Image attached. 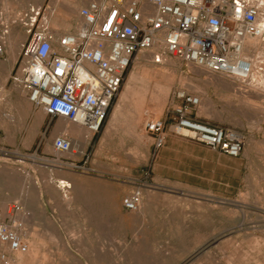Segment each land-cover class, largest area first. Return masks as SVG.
Here are the masks:
<instances>
[{"label": "rangeland", "instance_id": "rangeland-1", "mask_svg": "<svg viewBox=\"0 0 264 264\" xmlns=\"http://www.w3.org/2000/svg\"><path fill=\"white\" fill-rule=\"evenodd\" d=\"M39 2L0 0V204L18 203L28 213L27 218L31 214L26 221L25 240L31 247H38L36 263L264 264V96L250 88L254 79L238 83L172 58L156 65L145 60L148 54L139 53L116 100L117 108L123 103L121 118L109 128V136L105 135L108 128L103 134L101 130L91 135L80 150L84 157L56 154L52 145L55 137L50 139V129L46 130L49 117L43 124L46 114L38 110L43 115L39 114L38 122L31 126L27 116L33 106L16 83L20 50L29 35L32 10L37 11ZM55 2L65 7L48 9L43 20L37 17V22L58 29L60 21L70 22L80 9L72 13L67 8L69 0ZM8 30L15 32L20 53L4 38ZM64 30L55 35L72 32L69 25ZM261 64L258 77L264 76ZM144 67L164 71L165 75L143 74ZM133 74L136 81H130ZM177 92L200 99L195 110L200 120L246 136L243 155L236 159L239 170L234 187L214 186L212 192H203L185 186H158L152 181L154 147L143 124L146 114L164 118L177 107ZM245 101H250L249 105ZM66 123L59 120V124ZM61 181L69 182L71 188H64ZM136 191H140L142 200L133 213L124 208L123 200ZM3 251L0 247V256ZM41 253L45 258L40 263Z\"/></svg>", "mask_w": 264, "mask_h": 264}, {"label": "built area", "instance_id": "built-area-1", "mask_svg": "<svg viewBox=\"0 0 264 264\" xmlns=\"http://www.w3.org/2000/svg\"><path fill=\"white\" fill-rule=\"evenodd\" d=\"M32 13L16 83L36 110L52 120L77 124L92 136L103 129L139 53L149 54L156 65L172 58L246 83L260 61L247 40H264V10L257 0H89L79 12L82 24L61 36L37 22L40 9ZM174 98L180 102L169 113L174 134L231 157L242 154V132L200 120L195 113L200 106L197 96L177 92ZM166 126V119L155 116L146 122L156 149L164 145ZM52 145L56 154L85 155L68 134L55 137ZM141 200L136 191L123 206L136 212ZM27 216L18 203L0 208L3 264L29 251Z\"/></svg>", "mask_w": 264, "mask_h": 264}, {"label": "crops", "instance_id": "crops-1", "mask_svg": "<svg viewBox=\"0 0 264 264\" xmlns=\"http://www.w3.org/2000/svg\"><path fill=\"white\" fill-rule=\"evenodd\" d=\"M55 1L56 0H40L37 9L42 11L39 15L42 20L48 9L65 7V5H58ZM69 2L70 4L67 5V8H69L71 12L73 11L72 8L75 3L78 10L89 4V0H69ZM77 12L78 11H73L72 13ZM53 19L54 17L52 16L51 23H53ZM60 22L61 25L58 29H53L51 24H45L46 31L54 34L55 32H63L65 31L64 29L66 25H69L70 31H72L70 33H73L82 24V19L80 14H76L70 22L66 20ZM116 103L117 102L115 101L109 111L108 119L101 132L102 134L106 128L109 129L118 121L120 110L116 107ZM170 112L171 111H168L167 115L164 117L167 122L164 134V145L160 149H156L155 139L150 136V145L154 147V158L151 169L152 181L158 186H185L189 190L203 192H212L213 188L211 187L214 186H223L226 187V189L234 187V176H236V172L239 170L236 159L240 158L243 155V152L238 157H231L221 152L214 151L196 141L174 134L171 128L172 116L169 115ZM38 116V110L32 107L27 116V120L30 121L31 126L38 122ZM151 116L159 118L158 115H152L150 113L146 114L147 120H145V124H143L145 131L146 122ZM47 118L46 115L43 124H45ZM13 119L15 121V117ZM199 119L201 118L199 117ZM59 120H52L50 117L48 119L46 130L50 129L48 132V137L50 139L62 135L63 133L62 128H60ZM52 121L54 122L52 123ZM109 132L110 129L106 135L109 136ZM206 186H209V188H206Z\"/></svg>", "mask_w": 264, "mask_h": 264}, {"label": "bare ground", "instance_id": "bare-ground-1", "mask_svg": "<svg viewBox=\"0 0 264 264\" xmlns=\"http://www.w3.org/2000/svg\"><path fill=\"white\" fill-rule=\"evenodd\" d=\"M257 5H258V7L260 8V9H262V10H264V0H257ZM71 6H72V4H71ZM73 11H78V7H77V5H76V3H75V5L73 6ZM35 10V9H34ZM72 11V12H73ZM21 22V21H20ZM263 26V25H262ZM4 38L5 39H8V40H10V45H13V46H15L16 47V52H18L19 51V48H18V43H16V35H15V32L13 31V30H8V31H6L5 32V34H4ZM23 39L25 38V36H23L22 37ZM7 40V41H8ZM248 43H249V45L250 46H253V47H255L256 48V50H257V53L260 55V59H263L262 61H257V63H256V65L254 66L253 65V75H252V82L251 83H249V85L250 86H252V87H250V88H254L256 91H253L254 93L256 92L257 94H259V96H264V76H262V77H258L259 75H260V68H261V66H262V64L261 63H264V47H263V45H264V42H263V40H262V37H259V38H249L248 40ZM8 43V42H7ZM14 51V50H13ZM20 52H21V50H20ZM20 52H18V53H20ZM145 57V60H146V58H148L149 60H151V56L148 54L147 55V57L146 56H144ZM15 56H14V58H13V61L15 60ZM142 58H143V56H142ZM144 59V58H143ZM148 59H147V61H148ZM15 62V61H14ZM152 62V61H151ZM167 63V62H166ZM169 63V62H168ZM10 64H12V63H10ZM14 64V63H13ZM141 64V63H140ZM165 64V63H164ZM261 64V65H260ZM144 65V64H143ZM263 67V66H262ZM199 69V68H198ZM141 70H144L142 73L144 74L145 72H149L150 74H152V75H156V77H161V78H163L164 77V71H161V70H156V69H147L146 67H144V69H141ZM202 70V69H201ZM137 71V70H136ZM139 71V70H138ZM140 72V71H139ZM260 72V73H259ZM138 73V72H137ZM203 73H205V71L203 72ZM207 73V72H206ZM141 75V74H140ZM209 75V74H208ZM209 76H211V75H209ZM220 77V76H219ZM137 77H136V75H132L131 77H130V81H133V80H135ZM222 78V77H221ZM215 79V78H214ZM208 80H210V79H208ZM213 80V79H212ZM215 80H218V79H215ZM136 81V80H135ZM234 81H236V80H234ZM210 82V81H209ZM212 82V81H211ZM210 82V83H211ZM215 81H213V83H214ZM217 82V84H218V82L219 81H216ZM215 82V83H216ZM233 82V81H232ZM136 83V82H135ZM209 83V84H210ZM213 83H212V85H213ZM235 83V82H234ZM238 83H242V82H238ZM246 84V83H245ZM131 85V84H130ZM135 85V84H134ZM216 85V84H215ZM131 86H133V85H131ZM243 86V85H242ZM191 87H192V84H191ZM244 87H246V86H244ZM193 88V87H192ZM195 89V88H194ZM197 89V88H196ZM244 89V88H243ZM248 89H249V87H248ZM128 90V89H127ZM241 90V89H240ZM250 90V89H249ZM243 91V90H242ZM258 91H259V93H258ZM249 92V91H248ZM252 92V91H251ZM255 93V94H256ZM250 94V93H249ZM253 94V93H252ZM240 95V94H239ZM247 96V95H246ZM251 96H253V95H251ZM250 96V97H251ZM259 96H257V98L259 97ZM129 97V96H128ZM256 97V96H255ZM123 98H124V96H123ZM243 98H244V96H243ZM242 98V99H243ZM247 99H248V97H247ZM252 99H253V97H252ZM260 101H261V97L260 98H258ZM244 100V99H243ZM254 100V99H253ZM124 101V100H123ZM246 103H247V101H245ZM250 102V101H249ZM248 102V103H249ZM125 103V102H124ZM247 103V104H248ZM123 103H120L119 104V106H118V109L120 110V109H122V107H123V105H122ZM251 104V103H250ZM125 105V104H124ZM243 105V104H242ZM249 105V104H248ZM126 106V105H125ZM125 108V107H124ZM126 109V108H125ZM124 109V110H125ZM127 110V109H126ZM260 110V109H259ZM262 111V110H261ZM125 112V111H124ZM259 112V111H258ZM263 112V111H262ZM122 113V112H121ZM261 113V112H260ZM40 114V113H39ZM42 114V113H41ZM40 114V115H41ZM39 115V116H40ZM43 115V114H42ZM118 116V115H117ZM123 116V115H122ZM116 117V116H115ZM120 118H121V116H120ZM119 118V119H120ZM38 119H39V117H38ZM62 120V119H61ZM64 120V119H63ZM113 120V119H112ZM41 122V121H40ZM65 122H66V120H65ZM112 123V122H111ZM115 124V123H114ZM111 125V124H110ZM110 127V126H109ZM60 128H62V130H63V133L64 134H68V135H72V137H73V144H74V146H75V148H79V150H81V149H84V147H86L85 145H86V143H88V141L89 140H91L90 138H91V134H89L88 132H86L81 126H79V125H77V124H73V123H70V122H68L67 121V123L66 124H60ZM116 128V127H115ZM110 129H111V127H110ZM56 131V130H55ZM108 132V131H107ZM106 132V133H107ZM60 133V132H59ZM58 133V134H59ZM62 133V134H63ZM109 133H111V131L109 132ZM108 134V133H107ZM106 135V134H105ZM112 135V134H111ZM106 136H108V135H106ZM104 140V139H103ZM90 143V142H89ZM106 143V142H105ZM101 147V146H100ZM72 156V155H71ZM33 161L34 162H36V163H38V158H36V157H33ZM49 182V181H48ZM50 183V182H49ZM45 184L48 188H50V184ZM61 184L64 186V188L65 187H67V188H71V184H69V182H65V181H61ZM24 185V184H23ZM44 188H45V186H44ZM22 189V188H21ZM23 190V189H22ZM78 192V191H77ZM54 193V192H53ZM20 194H21V197L22 198H27V194L25 193V192H20ZM75 194V193H74ZM66 199V198H65ZM63 200V199H62ZM68 200V199H67ZM69 200H70V198H69ZM61 201V200H60ZM245 202V201H244ZM243 202V203H244ZM5 202H3V203H1L0 204V208H2V209H4L6 206H5V204H4ZM240 204V203H239ZM241 205V204H240ZM240 205H238V206H240ZM244 205V204H243ZM241 207V206H240ZM264 207V206H263ZM262 207V208H263ZM123 209V208H122ZM264 209V208H263ZM31 210V209H30ZM255 210V209H254ZM123 211V210H122ZM251 211V210H250ZM249 211V212H250ZM137 212V211H136ZM261 212H262V210H261ZM134 213V212H133ZM262 213H264V212H262ZM31 215V214H30ZM30 215H29V218H30ZM122 215V214H121ZM32 217V216H31ZM259 217V216H258ZM29 218H27V220L29 219ZM143 220V219H142ZM106 221H108V220H106ZM145 221V220H144ZM143 221V222H144ZM27 223H30L29 221L27 222ZM145 224V223H144ZM31 225V224H30ZM105 225V224H104ZM103 227V226H102ZM106 227L107 228H109L107 225H106ZM239 227V226H238ZM241 227V226H240ZM105 228V227H104ZM254 228V227H253ZM53 229V228H52ZM103 229V228H102ZM234 229V228H233ZM106 230V229H105ZM241 230V229H240ZM106 231H109V230H106ZM105 231V232H106ZM262 231V230H261ZM33 232H35L34 230H33ZM49 232V231H48ZM103 232V231H102ZM28 233H29V231H28ZM27 233V234H28ZM58 233H59V231H58ZM109 233V232H108ZM107 233V234H108ZM34 234V233H33ZM39 234V233H38ZM243 234V233H242ZM60 235V234H59ZM222 235V234H221ZM229 235V234H228ZM240 235V234H239ZM29 236V235H28ZM41 236V235H40ZM110 236V235H109ZM109 236H108V238H109ZM134 236V235H133ZM132 236V237H133ZM254 236V235H253ZM36 237V236H35ZM71 237V236H70ZM105 237H106V235H105ZM34 238V237H33ZM107 238V240L109 241V243L111 242V240H109ZM128 238V237H127ZM126 238V239H127ZM26 239V238H25ZM73 239V238H72ZM111 239V238H110ZM34 240V239H33ZM54 240V239H53ZM106 240V241H107ZM131 240V239H130ZM136 240V239H135ZM139 240V239H138ZM38 241H42V240H39L38 239ZM56 241V240H55ZM55 241L53 242V243H55ZM137 241V240H136ZM115 242V241H114ZM218 242V241H217ZM32 243H33V241H32ZM40 243V242H39ZM71 243V242H70ZM105 243V242H104ZM112 243H113V241H112ZM116 243H117V241H116ZM119 243V242H118ZM29 244V251L26 253V254H23V255H18V256H16V258L13 260V262H12V264H37L36 262L38 261V258H37V253H40V252H38V247H36V246H33V247H31L30 246V242L28 243ZM128 244V243H127ZM214 244H216L215 242H214ZM262 244H263V242H262ZM40 245H43V243H40ZM45 245H46V243H45ZM61 245V244H60ZM68 245V244H67ZM74 245H76V244H74ZM121 245V244H120ZM213 245V244H212ZM111 246H112V244H111ZM204 246V245H203ZM263 246V245H262ZM0 247L2 248V249H4V247L3 246H1L0 245ZM43 247V246H42ZM69 247V246H68ZM113 247V246H112ZM255 247V246H254ZM259 248V247H258ZM264 248V247H263ZM40 249V248H39ZM46 249H47V247H46ZM58 249V248H57ZM63 249V248H62ZM102 249V248H101ZM108 249V248H107ZM111 249V248H110ZM115 250H116V248H114ZM253 249V248H252ZM43 250V249H42ZM45 250V249H44ZM151 250V249H150ZM155 250V249H154ZM223 250H224V248H223ZM41 251V250H40ZM100 251V250H99ZM110 251V250H109ZM113 250H111L110 252H112ZM134 251V250H133ZM255 251V250H254ZM42 252V251H41ZM115 252V251H114ZM261 252V251H260ZM44 253V252H43ZM43 253H41V254H43ZM46 253V252H45ZM100 253V252H99ZM117 253V252H116ZM236 253V252H235ZM63 254V253H62ZM67 254V253H66ZM110 254V253H109ZM145 254V253H144ZM261 254V253H260ZM46 255V254H45ZM93 255V254H92ZM157 255V254H156ZM116 256H117V254H116ZM127 256V255H126ZM140 256V255H139ZM42 257V256H41ZM47 257V256H46ZM59 257V256H58ZM61 257V256H60ZM134 257V256H133ZM137 257H138V255H137ZM136 257V258H137ZM157 257V256H156ZM43 258H45L44 257V254H43V257L42 258H40L41 259V261H39L40 263L42 262V259ZM50 258V257H49ZM52 258V257H51ZM62 258H64V259H66L65 257H62ZM125 258V257H124ZM139 258V257H138ZM147 258V257H146ZM217 258V257H216ZM53 259V258H52ZM123 259V258H122ZM127 259V258H126ZM133 259V258H132ZM140 259V258H139ZM147 259H149V258H147ZM156 259V258H155ZM211 259V258H210ZM255 259V258H254ZM46 260V259H45ZM44 260V261H45ZM61 260V259H60ZM63 260V259H62ZM61 260V261H62ZM135 260H138V259H135ZM233 260V259H232ZM49 261H53V260H50L49 259ZM49 261L47 262V263H49ZM67 261V260H66ZM97 262H98V260H96ZM100 261V260H99ZM159 261V260H158ZM215 261V260H214ZM219 261V260H218ZM235 261V260H234ZM77 262V261H76ZM94 262V261H93ZM134 262H138L139 263V261H134ZM149 262H150V260H149ZM148 262V263H149ZM156 261H154L153 263H155ZM248 262V261H247ZM51 263V262H50ZM129 263V262H128ZM143 263V262H142ZM205 263V262H204ZM220 263V262H219ZM236 263V262H235ZM234 263V264H235ZM52 264V263H51ZM75 264V263H74ZM132 264V263H131ZM136 264V263H135ZM145 264V263H144ZM187 264V263H186ZM208 264H209V262H208ZM221 264V263H220ZM228 264V263H227ZM250 264V263H249Z\"/></svg>", "mask_w": 264, "mask_h": 264}]
</instances>
